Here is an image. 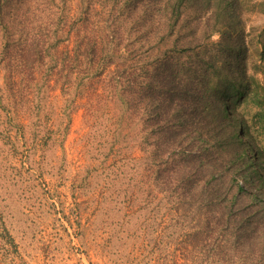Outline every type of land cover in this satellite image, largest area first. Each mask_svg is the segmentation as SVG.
Wrapping results in <instances>:
<instances>
[{"label": "rangeland", "instance_id": "374dc122", "mask_svg": "<svg viewBox=\"0 0 264 264\" xmlns=\"http://www.w3.org/2000/svg\"><path fill=\"white\" fill-rule=\"evenodd\" d=\"M261 1L239 0L245 52L236 71L244 80L233 114L247 132H237L245 155L263 176L264 14L256 8ZM125 2L66 0L60 52H71L77 36L93 35L98 42L111 31L120 36L118 23L129 21H117L115 9L131 15V7L123 10ZM1 29L0 264H264L259 245L250 252L230 232L206 224L207 210L212 214L215 206L189 207L178 202L172 186L165 190L163 155L144 146L145 129L127 118L125 103L106 86L112 64L102 71L95 63L77 68L47 46L27 72L18 62L25 59L27 38ZM180 32L190 47L200 43L199 55L230 53L226 44L215 46L218 35L204 40L197 27L186 39ZM130 38L134 42L124 34L118 41L137 48V32ZM124 48L108 50L120 57L132 50ZM166 49L162 44L148 52ZM262 180L260 188L240 181L243 195L264 200Z\"/></svg>", "mask_w": 264, "mask_h": 264}, {"label": "trees", "instance_id": "16d2710c", "mask_svg": "<svg viewBox=\"0 0 264 264\" xmlns=\"http://www.w3.org/2000/svg\"><path fill=\"white\" fill-rule=\"evenodd\" d=\"M58 1L0 0L1 30L27 38L25 59L18 62L31 72L50 46L54 55H62L63 61L77 68L95 63L102 71L112 64L106 86L116 90L118 100L125 103L127 118L145 129L144 146L153 145L152 154L163 155L165 190L172 186L178 202L189 207L215 206L214 213L207 210L206 224L230 232L250 252L259 245L257 251L264 258V200L253 194L245 197L243 184H239L243 180L257 186L264 179L245 155L246 143L237 132H247L233 114L234 97L242 93L244 80L236 71L245 52L239 0H125L123 10L131 7L132 14L125 17L115 9L117 21H129L118 23L120 36L119 30L109 32L101 42L93 35L77 36L68 53L58 49L66 26V0L59 1L60 7ZM256 8L264 14V0ZM197 27L204 40L218 35L215 46L226 44L230 53L201 56L196 52L198 41L195 47L194 42L191 47L189 41L181 42L180 29L187 39ZM131 31L137 32L135 41L141 53L132 44L124 48L118 41L124 34L134 42L128 39ZM162 44L168 45L163 53L148 52ZM110 46L132 50L118 57L108 50ZM142 59L144 65L137 67ZM261 188L264 193V185Z\"/></svg>", "mask_w": 264, "mask_h": 264}]
</instances>
